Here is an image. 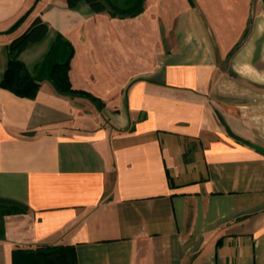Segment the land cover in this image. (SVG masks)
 Returning a JSON list of instances; mask_svg holds the SVG:
<instances>
[{
  "label": "crops",
  "instance_id": "obj_1",
  "mask_svg": "<svg viewBox=\"0 0 264 264\" xmlns=\"http://www.w3.org/2000/svg\"><path fill=\"white\" fill-rule=\"evenodd\" d=\"M126 7L128 0H111ZM0 0V264H264V0ZM192 3V4H191ZM33 97L3 86L7 47ZM61 36L73 90L42 67ZM50 253H44L46 249Z\"/></svg>",
  "mask_w": 264,
  "mask_h": 264
},
{
  "label": "trees",
  "instance_id": "obj_2",
  "mask_svg": "<svg viewBox=\"0 0 264 264\" xmlns=\"http://www.w3.org/2000/svg\"><path fill=\"white\" fill-rule=\"evenodd\" d=\"M39 1L36 0L34 6L22 15L5 34H11L19 29L30 17ZM80 1L87 2L97 12L109 11L112 17L123 19L127 17L134 18L142 14L146 0H128L127 6L122 8L111 0H68V3L70 7H75ZM46 33L47 26L42 24L39 19H36L25 33L13 40L7 47L9 61L3 86L20 97H33L39 88L37 81H41L43 77L40 79L32 77L19 60V56L31 44L44 38ZM73 55V46L59 36L46 59V64L42 67V71L46 75L45 79H48L61 95L83 97L93 103H100V100L91 94L72 89L69 80V69ZM25 210L26 208L18 202L0 199V239L4 237L5 217L24 213ZM52 251L53 248H50L43 252L47 254Z\"/></svg>",
  "mask_w": 264,
  "mask_h": 264
}]
</instances>
